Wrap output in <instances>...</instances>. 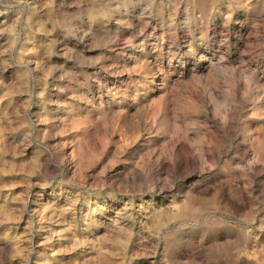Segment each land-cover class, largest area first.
Wrapping results in <instances>:
<instances>
[{
	"label": "rangeland",
	"instance_id": "rangeland-1",
	"mask_svg": "<svg viewBox=\"0 0 264 264\" xmlns=\"http://www.w3.org/2000/svg\"><path fill=\"white\" fill-rule=\"evenodd\" d=\"M0 264H264V0H0Z\"/></svg>",
	"mask_w": 264,
	"mask_h": 264
}]
</instances>
